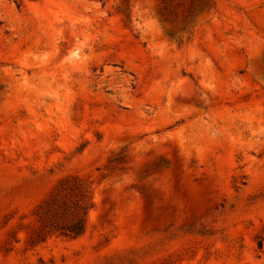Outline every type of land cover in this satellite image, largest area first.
I'll return each mask as SVG.
<instances>
[{"label":"rangeland","instance_id":"374dc122","mask_svg":"<svg viewBox=\"0 0 264 264\" xmlns=\"http://www.w3.org/2000/svg\"><path fill=\"white\" fill-rule=\"evenodd\" d=\"M0 264H264V0H0Z\"/></svg>","mask_w":264,"mask_h":264},{"label":"trees","instance_id":"16d2710c","mask_svg":"<svg viewBox=\"0 0 264 264\" xmlns=\"http://www.w3.org/2000/svg\"><path fill=\"white\" fill-rule=\"evenodd\" d=\"M75 209L78 210L77 215L67 220L63 217L66 212H62L61 215L55 213V211L47 205L40 212V225L43 231L48 233H59L65 236L78 237L84 232L85 220L87 208L79 207L75 205Z\"/></svg>","mask_w":264,"mask_h":264}]
</instances>
